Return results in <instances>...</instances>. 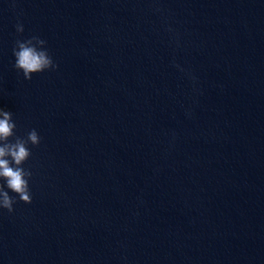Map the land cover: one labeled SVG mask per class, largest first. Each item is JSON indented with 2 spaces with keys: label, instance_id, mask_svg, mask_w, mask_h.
<instances>
[{
  "label": "water",
  "instance_id": "1",
  "mask_svg": "<svg viewBox=\"0 0 264 264\" xmlns=\"http://www.w3.org/2000/svg\"><path fill=\"white\" fill-rule=\"evenodd\" d=\"M0 108L41 138L0 264H264V0H0Z\"/></svg>",
  "mask_w": 264,
  "mask_h": 264
},
{
  "label": "clouds",
  "instance_id": "2",
  "mask_svg": "<svg viewBox=\"0 0 264 264\" xmlns=\"http://www.w3.org/2000/svg\"><path fill=\"white\" fill-rule=\"evenodd\" d=\"M17 33H23L24 27L21 23L16 25ZM46 41L39 36H32L21 41L17 39L13 48L15 57V69L23 72L25 80H31L34 73H41L46 70H55L56 65L45 48ZM16 124L13 121L12 113L0 108V180L4 181L7 189L17 194L21 201L26 204L32 202L29 188V179L32 176L30 170L22 165L31 156L28 147L39 146L40 136L35 129L28 132L26 138L16 136ZM15 138L14 142L10 138ZM5 184H0V208L13 212V204L16 202L8 191H5Z\"/></svg>",
  "mask_w": 264,
  "mask_h": 264
}]
</instances>
